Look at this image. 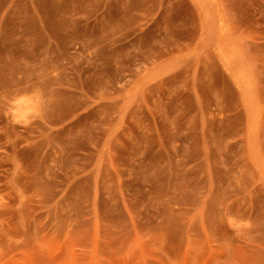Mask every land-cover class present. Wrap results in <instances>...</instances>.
<instances>
[{"label": "rangeland", "instance_id": "374dc122", "mask_svg": "<svg viewBox=\"0 0 264 264\" xmlns=\"http://www.w3.org/2000/svg\"><path fill=\"white\" fill-rule=\"evenodd\" d=\"M0 264H264V0H0Z\"/></svg>", "mask_w": 264, "mask_h": 264}, {"label": "clouds", "instance_id": "9594fccd", "mask_svg": "<svg viewBox=\"0 0 264 264\" xmlns=\"http://www.w3.org/2000/svg\"><path fill=\"white\" fill-rule=\"evenodd\" d=\"M18 103H23V101H19ZM13 116H14V123H20V122H26L27 118L26 115L19 110H16L13 112Z\"/></svg>", "mask_w": 264, "mask_h": 264}]
</instances>
